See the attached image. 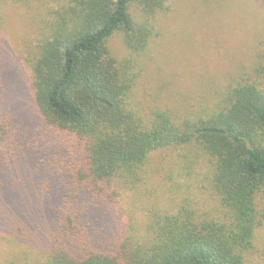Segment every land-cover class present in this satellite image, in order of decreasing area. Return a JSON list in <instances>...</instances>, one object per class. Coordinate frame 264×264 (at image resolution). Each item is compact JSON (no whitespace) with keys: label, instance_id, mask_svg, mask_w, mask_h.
<instances>
[{"label":"trees","instance_id":"1","mask_svg":"<svg viewBox=\"0 0 264 264\" xmlns=\"http://www.w3.org/2000/svg\"><path fill=\"white\" fill-rule=\"evenodd\" d=\"M197 1L208 16L261 29L245 33L244 55L220 82L192 94L198 115L182 120L186 110L166 95L169 85L191 92L180 79L137 90L135 57L169 0H65L49 12L27 66L34 114L52 140L23 144L13 113L0 112V195L14 201L7 230L41 251L40 264H248L264 194V0ZM116 34L128 58L109 50ZM190 144L211 164V210L186 199L154 212L141 234L115 228L120 198L146 184L151 155Z\"/></svg>","mask_w":264,"mask_h":264},{"label":"rangeland","instance_id":"2","mask_svg":"<svg viewBox=\"0 0 264 264\" xmlns=\"http://www.w3.org/2000/svg\"><path fill=\"white\" fill-rule=\"evenodd\" d=\"M63 1L0 0V112L13 113L19 134H23V144L38 143L41 138L52 140L43 134L45 129L34 114L27 61L44 32L49 12ZM168 8L156 18L154 37L147 50L140 58L135 57L143 68L137 90L139 95L151 94L152 84L162 85L161 78L168 82L180 79L179 87L191 92L183 93L180 88L169 85L166 95L170 104L177 103L186 110L179 120L193 119L198 115L199 106L187 100L193 93L200 92L205 82H220L218 79L228 74L230 67L244 55L245 33L248 30L255 33L261 26L257 29L233 26L234 16L224 17L219 13L208 16L203 3L196 0H169ZM226 17H232L231 21ZM121 37L116 34L107 43L117 60L129 57ZM210 169L208 157L193 144L155 151L146 166V184L120 198L116 208L120 217L115 219V228L124 227L129 231L132 226L141 234L154 212L172 211L186 199L202 211L211 210L214 197L208 181ZM8 179L7 183L18 185L17 176L11 175ZM5 191L2 188L0 195V264H40L43 260L40 250L8 233L11 211L6 207L14 201L13 197L3 200L8 196H3ZM256 212L257 224L253 246L247 253L248 264H264V194L256 200Z\"/></svg>","mask_w":264,"mask_h":264}]
</instances>
